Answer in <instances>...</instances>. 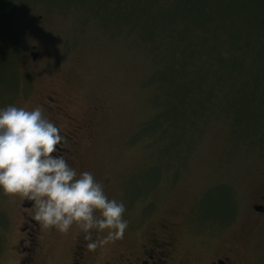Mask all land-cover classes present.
<instances>
[{"label": "rangeland", "instance_id": "rangeland-1", "mask_svg": "<svg viewBox=\"0 0 264 264\" xmlns=\"http://www.w3.org/2000/svg\"><path fill=\"white\" fill-rule=\"evenodd\" d=\"M187 2L0 0V108L54 118L73 137L70 166L128 221L89 251L75 225L42 230L29 202L0 191V264H73L77 251L80 264H135L156 237L174 239L183 264H264V42L250 77L217 70L239 17L230 2Z\"/></svg>", "mask_w": 264, "mask_h": 264}, {"label": "clouds", "instance_id": "clouds-1", "mask_svg": "<svg viewBox=\"0 0 264 264\" xmlns=\"http://www.w3.org/2000/svg\"><path fill=\"white\" fill-rule=\"evenodd\" d=\"M64 143L41 107L0 108V191L31 202L29 218L42 230L68 234L75 225L89 251L123 239L125 204L109 198L92 172L70 166L60 154Z\"/></svg>", "mask_w": 264, "mask_h": 264}, {"label": "trees", "instance_id": "trees-1", "mask_svg": "<svg viewBox=\"0 0 264 264\" xmlns=\"http://www.w3.org/2000/svg\"><path fill=\"white\" fill-rule=\"evenodd\" d=\"M210 2L215 1L220 7H226L228 2L229 10L232 11L233 17H239L236 22V36L237 40L234 45H228L230 43V39L225 43L221 39L220 47L226 46L225 53L222 54V51L218 55H212L215 59L216 63L218 64V68H223V70H232L240 64L241 70L239 76L237 78H243L244 74L250 77L251 74L245 73L242 71L245 68L255 67L254 65V54L255 48L257 43L260 41L262 44L264 42V0H209ZM187 6L190 10H195L198 6L193 2V0H188ZM10 9H15L14 6L9 5ZM216 29H218L217 25H214ZM211 24L207 25V32H214L215 28H213ZM228 24H224L222 27L223 29L227 30ZM197 27H193L191 30H195ZM2 29L0 27V36H1ZM229 34H231L229 32ZM212 38H209L207 49L214 52L215 46L213 44ZM220 49V48H219ZM253 55V56H252ZM209 63V62H208ZM207 65V63L205 62ZM210 64V63H209ZM210 66H213L210 64ZM209 76H211V71H209ZM214 75V74H213ZM211 76V79L215 78ZM247 76V77H248ZM233 78L235 76H226V78ZM245 78V77H244Z\"/></svg>", "mask_w": 264, "mask_h": 264}, {"label": "flooded vegetation", "instance_id": "flooded-vegetation-1", "mask_svg": "<svg viewBox=\"0 0 264 264\" xmlns=\"http://www.w3.org/2000/svg\"><path fill=\"white\" fill-rule=\"evenodd\" d=\"M49 110L53 111L54 108L49 107ZM50 120L53 122L56 121L54 118H50ZM61 134L65 137V143L64 146L61 148L60 154L63 155L66 158L67 162L70 164L73 156V151L71 149V145L73 144L72 142L73 137L70 133H61ZM23 205L31 207L29 206L30 204L29 205L23 204ZM260 207H262L264 211V207L262 205ZM31 221L33 222V220ZM150 244L151 245H149V248L145 246L143 250V259L138 258L135 264H183V262H179V259L174 255V251H176V241L174 239L156 237L155 239L151 240ZM82 254H83L82 251L80 252L77 251L76 259L73 262V264L81 263L77 256L79 255L80 259H82L84 258ZM207 264H230V259L217 258Z\"/></svg>", "mask_w": 264, "mask_h": 264}, {"label": "water", "instance_id": "water-1", "mask_svg": "<svg viewBox=\"0 0 264 264\" xmlns=\"http://www.w3.org/2000/svg\"><path fill=\"white\" fill-rule=\"evenodd\" d=\"M33 57L35 58V57H36V55H35V54H33ZM256 210H257V211H263L262 207H260V206H259V207H256Z\"/></svg>", "mask_w": 264, "mask_h": 264}]
</instances>
